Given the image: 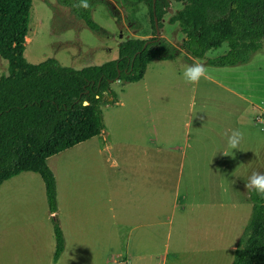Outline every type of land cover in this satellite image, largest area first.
<instances>
[{"label": "rangeland", "instance_id": "374dc122", "mask_svg": "<svg viewBox=\"0 0 264 264\" xmlns=\"http://www.w3.org/2000/svg\"><path fill=\"white\" fill-rule=\"evenodd\" d=\"M102 1L92 12L100 26L95 31L58 0H32L26 62L55 59L79 71L117 60L126 39L153 37L146 5ZM182 7L173 1L161 21L160 37L179 49L185 34L169 20ZM132 10L136 28L128 22ZM228 50L224 43L198 59L181 49L173 60H154L140 82L112 84L119 103L102 106L105 133L73 154L79 155L75 164L85 161L86 175L76 176L74 192L68 159L79 146L49 159L67 243L59 264H117L121 254L129 264H196L193 253L209 243L206 206L213 204L212 221L218 218L220 230L233 215L225 212L228 204L250 196L252 169L264 174V44L247 64H208ZM193 60L206 69V77L195 84L182 79ZM6 73L8 62L0 57V78ZM233 129L242 138L231 150L226 140ZM152 173L153 228L121 210L134 199L146 202ZM42 186L35 180L5 196L0 190V264H54V227ZM142 187L144 192L135 193Z\"/></svg>", "mask_w": 264, "mask_h": 264}, {"label": "trees", "instance_id": "16d2710c", "mask_svg": "<svg viewBox=\"0 0 264 264\" xmlns=\"http://www.w3.org/2000/svg\"><path fill=\"white\" fill-rule=\"evenodd\" d=\"M173 1L183 7L169 21L185 34L181 49L191 57L203 59L227 43L229 50L208 64L233 67L249 63L262 48L264 0H133L148 7L153 37L126 39L117 60L79 71L55 59L35 65L23 58L32 0H0V57L8 62V73L0 78V186L23 172L40 174L56 239L54 264L66 249V239L58 217L57 180L48 159L105 133L102 106L119 103L112 84L138 83L152 61L180 56L181 49L156 32L155 17L162 28ZM58 2L91 29L100 30L92 12L102 0ZM130 12L128 22L136 28ZM250 198L251 216L232 264H264V196L251 190Z\"/></svg>", "mask_w": 264, "mask_h": 264}, {"label": "crops", "instance_id": "0c3cea01", "mask_svg": "<svg viewBox=\"0 0 264 264\" xmlns=\"http://www.w3.org/2000/svg\"><path fill=\"white\" fill-rule=\"evenodd\" d=\"M152 62L149 64V66L152 65ZM149 66H148V68H149ZM133 84H135V83H133ZM122 92L124 93V91H122ZM88 141H86V142H88ZM86 142H84V143H86ZM84 143L78 144V145L64 151V152L73 151V150L77 149L76 147L79 146L78 150L73 151L72 155L69 156V159H68V162H69L68 163V175H69V177H71V179H69V185H70V190L72 192H74L75 189H77L76 182L79 180H76V176L79 177V179L80 178L84 179L86 177V175H85V161L82 160V162L80 161L78 164H75V162L72 161V160L76 159L75 156H79V155H77V153L75 156L73 154L79 150L81 152V149L83 147L82 144H84ZM64 152H62V153H64ZM62 153H60V154H62ZM60 154H58V155H60ZM58 155H55V156H58ZM55 156H52V157H55ZM52 157H50V158H52ZM49 159H48V164L50 165ZM77 159H79V158L77 157ZM80 159H84V158H80ZM258 170H259V168H253L252 172L257 173ZM24 175L28 176V177H24ZM38 177H40V178H38ZM30 178H32V179H30ZM151 178L152 179L150 180V183H149V181L147 183V180L149 179V173H148V177L146 180V184H147L146 190L147 191L150 190V197L148 196V194H149V192H148L147 197H146V202L145 201L140 202V201L134 199L133 203L136 202L135 204H132L128 207L123 206V208H121V210L123 213H125L126 215H129L132 218L136 219V218L141 217V220H142L141 225H144L146 223L148 226L150 225L153 228L155 225V221H154V209H155L154 207L155 206H154L153 173H152ZM35 180H36V182L39 181L41 186L43 185L42 187L44 188L45 194H46L45 184H44V181L42 180L40 174L35 173V172H23V173L15 176V177L5 181L0 186V190L3 192L2 196H5V193H7L9 190H15L16 189L19 191L21 187L24 188L25 186H28L29 184L32 183V181L34 182ZM144 184L145 183L143 182V185ZM132 189H134V188H132ZM57 190H58V185H57ZM144 191H145V187L136 188L135 193L137 192V194H139L140 192H144ZM247 194L248 195L246 196L245 199L236 197L235 199H233L231 201V203H230L231 205L228 204L227 210L225 212L228 214V211H229L230 213H233V215L231 214L230 216L228 215V217H226V222L224 223V225H222L223 227H221L220 230H219V224L217 225L218 218H217V220L212 221L213 214L210 211L213 210L212 209L213 204H211V206H208V205L206 206L207 210H206V213L204 216L205 217L208 216L209 218H211L210 219V225L208 228L210 231L207 234V236H209L208 237L209 243H206L205 245L203 244L201 250L195 251L193 253L196 256V261H197L196 264H232L238 242H239V240H240V238H241V236H242V234H243V232L247 226V223L250 219V215H249L250 206H253L252 201L249 198L250 197L249 193H247ZM224 206H226V205H224ZM208 207L210 209H208ZM245 208H246V210H245ZM58 211H59V202H58ZM241 211H245L246 213H241ZM8 225H9V222H8ZM225 225H226V227H225ZM54 237H55V233H54ZM205 238H206V236L204 237V239ZM66 247H67V243H66ZM55 250H56V239H55ZM65 251H66V249H65ZM124 255L125 254L120 255V258L124 257V259H122L121 261H118L117 264H129L128 256H126V258H125ZM62 256H61V258H62ZM61 258L58 260V262L56 264H59ZM163 258H166V255ZM53 259H54V257H53Z\"/></svg>", "mask_w": 264, "mask_h": 264}, {"label": "clouds", "instance_id": "9594fccd", "mask_svg": "<svg viewBox=\"0 0 264 264\" xmlns=\"http://www.w3.org/2000/svg\"><path fill=\"white\" fill-rule=\"evenodd\" d=\"M202 77H206V69L203 64L193 62L187 65L182 72V79L188 83H197ZM242 134L238 129H233L230 134L227 135L226 145L228 149L238 148ZM251 190L259 196H264V174L253 173L248 180L247 185Z\"/></svg>", "mask_w": 264, "mask_h": 264}, {"label": "water", "instance_id": "95a60500", "mask_svg": "<svg viewBox=\"0 0 264 264\" xmlns=\"http://www.w3.org/2000/svg\"><path fill=\"white\" fill-rule=\"evenodd\" d=\"M155 24H156V32H157V37L160 38L161 35V28L159 26L158 19L155 17ZM87 104V102H85ZM54 217V216H53Z\"/></svg>", "mask_w": 264, "mask_h": 264}]
</instances>
